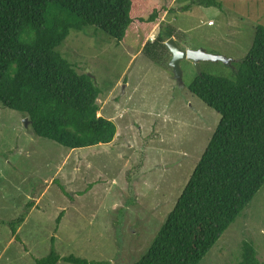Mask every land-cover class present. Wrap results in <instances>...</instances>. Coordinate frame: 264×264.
<instances>
[{
	"label": "rangeland",
	"instance_id": "rangeland-1",
	"mask_svg": "<svg viewBox=\"0 0 264 264\" xmlns=\"http://www.w3.org/2000/svg\"><path fill=\"white\" fill-rule=\"evenodd\" d=\"M192 1L149 0L148 9L167 11L147 35L129 28L116 42L89 26L70 30L56 48L101 91L97 116L113 122L111 143L69 150L36 136L26 117L0 104V264H35L50 251L56 264H72L64 260L69 256L87 264H132L148 249L220 116L187 90L197 75L191 61L179 63L180 86L168 49L150 58L145 44L160 29L171 31L183 51L234 60L199 64L204 74L231 78L255 27L264 26V0H217L220 8L181 10ZM21 215L25 220L12 235L10 224ZM247 243L264 264V186L198 264H238Z\"/></svg>",
	"mask_w": 264,
	"mask_h": 264
},
{
	"label": "trees",
	"instance_id": "trees-1",
	"mask_svg": "<svg viewBox=\"0 0 264 264\" xmlns=\"http://www.w3.org/2000/svg\"><path fill=\"white\" fill-rule=\"evenodd\" d=\"M149 0H0V104L26 117L36 136L69 150L106 145L116 128L97 116L101 91L78 74L56 48L70 30H101L121 42L129 28L148 34L167 11ZM220 8L217 0L189 6ZM171 31L145 44L150 57L165 52ZM151 58V57H150ZM155 61V59H153ZM187 90L220 119L173 208L148 249L132 264H198L264 186V26L231 78L200 71ZM64 192L63 187H61ZM60 216L57 218L59 222ZM24 216L10 224L12 235ZM54 251L35 264H56ZM68 263L87 264L72 256ZM238 264H260L251 244Z\"/></svg>",
	"mask_w": 264,
	"mask_h": 264
},
{
	"label": "water",
	"instance_id": "water-1",
	"mask_svg": "<svg viewBox=\"0 0 264 264\" xmlns=\"http://www.w3.org/2000/svg\"><path fill=\"white\" fill-rule=\"evenodd\" d=\"M165 46L171 54V60L169 61L168 65L172 70L175 80L178 82L180 86H182V72L180 70L179 63L182 60L191 61L194 64L197 75H200L199 64L201 62H211V63L222 62L226 65H231L234 62V60L227 59L222 56L207 54L203 49H199L196 51H191V50L183 51L180 48H178V46L175 44L172 38H169L165 42ZM24 123H26V119Z\"/></svg>",
	"mask_w": 264,
	"mask_h": 264
},
{
	"label": "built area",
	"instance_id": "built-area-1",
	"mask_svg": "<svg viewBox=\"0 0 264 264\" xmlns=\"http://www.w3.org/2000/svg\"><path fill=\"white\" fill-rule=\"evenodd\" d=\"M207 24H208V26H209L211 23H210V22H208ZM152 39H154V38H152ZM152 39H151V40H152Z\"/></svg>",
	"mask_w": 264,
	"mask_h": 264
},
{
	"label": "clouds",
	"instance_id": "clouds-1",
	"mask_svg": "<svg viewBox=\"0 0 264 264\" xmlns=\"http://www.w3.org/2000/svg\"><path fill=\"white\" fill-rule=\"evenodd\" d=\"M154 39H152L151 41H153Z\"/></svg>",
	"mask_w": 264,
	"mask_h": 264
}]
</instances>
